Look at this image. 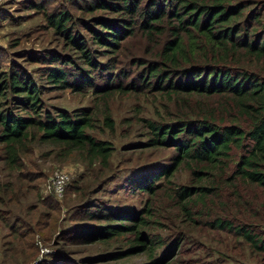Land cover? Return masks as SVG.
Listing matches in <instances>:
<instances>
[{"label":"rangeland","instance_id":"1","mask_svg":"<svg viewBox=\"0 0 264 264\" xmlns=\"http://www.w3.org/2000/svg\"><path fill=\"white\" fill-rule=\"evenodd\" d=\"M150 1L137 0V9L143 13ZM93 4L95 0H0V77L11 69L28 75L39 89L42 113L72 115L84 108L91 109L92 128L88 134L112 149L108 166L102 168L99 162L88 163L76 152L62 159L55 154L59 150L56 146L35 142L13 170L4 162L0 145V264H148L160 257L166 246L170 247L167 264H264V257L252 252L240 239L209 225L216 219L239 220L244 203L250 204L251 195L246 190H241L238 196L224 193L211 197L205 201V207L197 205L190 216H185L174 205L173 190L210 186V180L220 181L218 172L208 165H198L204 172L197 179L193 170L198 169L181 162L168 179L161 173L159 179L151 177L173 162L175 152L172 148L148 144L152 138L149 123L167 124L187 111L197 113L194 105L198 102L211 111L218 107V101L155 92L154 79L150 80L149 88L140 91L128 88L146 74L148 64L159 61L156 56L167 38V29L163 28L160 34L156 32L153 42L148 44L138 28L142 18L133 16L130 19L135 23L134 35L120 42L116 50L106 52L92 40L88 26L101 29L97 19L117 20L119 14L111 10L89 13L85 8ZM60 13L71 18L70 29L77 34L78 41L83 40L87 50L95 52L92 56L97 63L112 64L114 70H109V76L112 74L114 79L117 75L115 80L122 83L124 92L116 90L98 96L91 86L77 90L47 81L43 68H63L60 62L50 65L43 60L53 55L70 58L79 70L87 68L78 51L49 24V17ZM137 62L141 65L135 66ZM120 70L124 75L119 80ZM85 71L96 85L106 82L99 76V70ZM68 81L72 83L74 77H68ZM5 104L12 114L24 115L10 98ZM106 118L113 129L104 125ZM238 155L234 153L235 158ZM58 173L68 174L71 185L60 197L49 187L51 178ZM140 177L152 178L153 188L157 187L153 194L141 191L138 183H130ZM94 200L120 214L138 215L149 208L151 221L156 224L141 233L163 240L164 248L156 247L152 257L141 252L106 261L108 255L130 248L135 235L95 244L71 245L61 239L62 234L71 236L70 233L80 230L74 227L86 223L78 214L79 208ZM206 209L208 218L203 213L198 215Z\"/></svg>","mask_w":264,"mask_h":264},{"label":"trees","instance_id":"2","mask_svg":"<svg viewBox=\"0 0 264 264\" xmlns=\"http://www.w3.org/2000/svg\"><path fill=\"white\" fill-rule=\"evenodd\" d=\"M30 5L39 10L38 6ZM138 6L137 0H95V4L85 8L89 13L111 10L119 14L117 20L97 19L101 29L88 26L92 40L106 52L116 50L120 42L134 35L136 27L130 19L133 16L142 18L138 28L148 44L153 42L156 32L160 34L163 28L167 29V38L156 56L159 61L148 64L146 74L138 77L137 82L142 86L133 81L128 88L138 91L149 88L150 80L154 79L155 92L218 101V107L211 111L198 102L194 105L197 113L187 111L167 124L149 123L152 138L148 144L172 148L175 152L173 162L151 177L156 178L161 173L168 179L181 162L195 168L205 164L218 172L220 181L210 180V186L173 190L174 205L185 216H190L197 205L205 207V201L211 197L224 193L238 196L241 190H246L251 195L250 204L244 203L239 220L216 219L209 225L231 233L252 252L264 257V0H151L143 13ZM48 21L51 28L78 51L79 59L87 66L85 70H99V76L106 81L98 86L90 73L79 70L70 58L53 55L43 60L50 65L60 62L63 68H43L50 84L77 90L91 86L98 96L125 91L122 83L115 80L117 75L114 79L112 74L109 76V70H114L112 64L97 63L92 56L95 52L87 50L83 40L78 41L77 34L70 29L72 23L67 14H54ZM123 72L119 71V80ZM70 76L74 77L72 83L68 81ZM38 96L39 89L25 73L11 69L9 74L1 75L0 145L9 168L17 169L22 156L30 152L35 142L56 146L59 150L55 154L62 159L76 152L88 163L99 162L102 168L107 167L112 149L88 134L92 128L91 109L84 108L72 115L42 113ZM8 98L20 106L23 116L11 113L5 104ZM104 125L113 129L109 118ZM235 152L239 154L236 158ZM193 172L198 179V174L204 171L200 168ZM152 178L140 177L130 183H138L141 191L153 194L157 187L153 188ZM69 183L66 189L71 186ZM202 213L205 218L210 216L207 209L198 215ZM78 214L86 223L74 227L80 230L71 231L75 232L70 233L71 236H60L71 245L117 241L127 234L135 235L130 248L108 255L106 261L141 252L152 257L156 247L164 248L163 240L141 233L142 229L156 224L151 221L149 208L138 215L120 214L111 206L94 200L80 207ZM168 254L170 247L166 246L161 256L148 264H167Z\"/></svg>","mask_w":264,"mask_h":264},{"label":"built area","instance_id":"3","mask_svg":"<svg viewBox=\"0 0 264 264\" xmlns=\"http://www.w3.org/2000/svg\"><path fill=\"white\" fill-rule=\"evenodd\" d=\"M69 175L65 173H58L50 180V190L51 192L60 197L65 193L67 184L69 183Z\"/></svg>","mask_w":264,"mask_h":264}]
</instances>
